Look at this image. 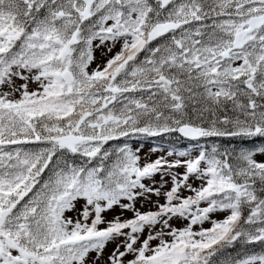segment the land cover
I'll list each match as a JSON object with an SVG mask.
<instances>
[{
	"label": "snow or ice",
	"instance_id": "6c2138e0",
	"mask_svg": "<svg viewBox=\"0 0 264 264\" xmlns=\"http://www.w3.org/2000/svg\"><path fill=\"white\" fill-rule=\"evenodd\" d=\"M213 137L264 139V0H0V264H264V143Z\"/></svg>",
	"mask_w": 264,
	"mask_h": 264
},
{
	"label": "rangeland",
	"instance_id": "374dc122",
	"mask_svg": "<svg viewBox=\"0 0 264 264\" xmlns=\"http://www.w3.org/2000/svg\"><path fill=\"white\" fill-rule=\"evenodd\" d=\"M96 43H98V41ZM119 47H120V45L117 44L116 47L113 49V51L111 53H107L106 55H105L106 49H104V48L96 49L95 50V53H94L95 60L90 65V70L91 69H95L97 65H100V64L105 63L107 59L111 58V56L115 54V52L119 51ZM149 149L150 148L143 147V150L140 153V155L142 157L141 163L146 162L144 160L145 157H147V159L149 161H151V160H155L159 156L166 155V152H164V151H157V152H154V153H150L149 152ZM191 154L193 156H195V155H197V152L195 150H192L191 151ZM174 158L175 157H168V159H174ZM256 159L258 161H264V155L257 154ZM178 171L183 172L184 169L181 168V169H178ZM155 179H156V181H159L160 180V176L157 175L155 177ZM196 183H198V182H196ZM170 186H171V181L169 179V185H168V187H170ZM164 190H166V189H164ZM184 194L185 195H188L187 192H185ZM157 199H159V202L160 203H164L163 197L157 198L156 196L153 195V196L150 197V200H148V201L138 200L136 202V208L139 209L141 212H146L148 210H155L154 209V203L153 202H155ZM82 203L83 202H81V204ZM81 204H78L77 205V208H80L81 207ZM67 215L72 216L73 218H75L76 215H77V213L76 212H69V213H67ZM104 216H105V219L106 220H112L114 217H117V216H119L121 219H129V218H131L133 216V213L131 211H122L119 207H114L112 210L107 211L106 213H104ZM223 216H224V214H218L214 218L215 219H223ZM184 223L185 222H183V221H174V225L176 227H182ZM210 226L211 225L208 224V223H206L204 225V227H210ZM117 243H119V241L110 242L107 245V247H106V249L104 251L103 259L100 261V264H104V261L107 260V257L112 253V251L116 247V244ZM121 251H123V249H121ZM91 255H92V257H94L95 256V253H92ZM128 258L130 259L131 257H128Z\"/></svg>",
	"mask_w": 264,
	"mask_h": 264
},
{
	"label": "trees",
	"instance_id": "16d2710c",
	"mask_svg": "<svg viewBox=\"0 0 264 264\" xmlns=\"http://www.w3.org/2000/svg\"><path fill=\"white\" fill-rule=\"evenodd\" d=\"M116 143L120 142H111V144L114 146ZM201 143H206L209 146L212 143H215L221 147V149L224 148H239V147H252L253 145L259 146L261 143H264V139L261 138H256L253 141H242L239 138H223V137H213V138H208L207 140H202ZM167 146L170 148L172 147L171 142H167ZM178 150H180L182 147H176ZM249 251H256L259 252L262 250V246L257 244L255 246H249L248 248ZM244 251L243 248H241L239 245L234 249L231 250V255L235 256L238 254H241Z\"/></svg>",
	"mask_w": 264,
	"mask_h": 264
}]
</instances>
